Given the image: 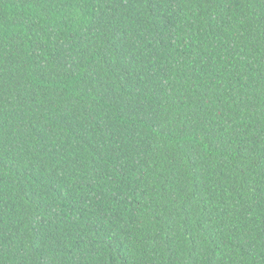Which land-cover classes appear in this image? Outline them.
<instances>
[{"label":"trees","instance_id":"1","mask_svg":"<svg viewBox=\"0 0 264 264\" xmlns=\"http://www.w3.org/2000/svg\"><path fill=\"white\" fill-rule=\"evenodd\" d=\"M0 264H264V0H0Z\"/></svg>","mask_w":264,"mask_h":264}]
</instances>
